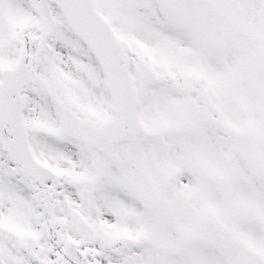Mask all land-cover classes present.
<instances>
[{"label":"snow or ice","instance_id":"6c2138e0","mask_svg":"<svg viewBox=\"0 0 264 264\" xmlns=\"http://www.w3.org/2000/svg\"><path fill=\"white\" fill-rule=\"evenodd\" d=\"M0 264H264V0H0Z\"/></svg>","mask_w":264,"mask_h":264}]
</instances>
